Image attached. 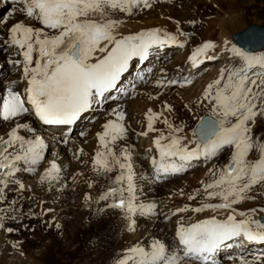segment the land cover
Segmentation results:
<instances>
[{
	"label": "snow or ice",
	"instance_id": "snow-or-ice-1",
	"mask_svg": "<svg viewBox=\"0 0 264 264\" xmlns=\"http://www.w3.org/2000/svg\"><path fill=\"white\" fill-rule=\"evenodd\" d=\"M11 4L22 6L14 7L0 18V29L7 32L3 42L15 47L22 57L11 63L22 66L26 86L22 91L9 86L0 94V121L13 125L5 135H0V185L14 182L23 189L25 185L19 180L13 181L12 177L22 170L35 171L33 166L43 158L44 141L38 135L26 139L19 134V129L33 131L28 124L18 122L21 118L32 114L45 125L73 123L106 93L118 87L133 57L144 60L153 45L166 41L177 43V39L161 28L127 35L119 30L123 21L113 18L115 12L132 14L134 8H150L151 0H11ZM14 13L23 14L27 22L11 21ZM214 47L212 41H204L195 48L189 56L193 66L197 57ZM230 51L240 58L241 66L221 69L218 78L203 90L204 100L208 101L216 118L201 117L193 129L197 141L191 148L189 144L194 141L175 135L183 129L174 127L165 118L163 123L169 132L167 136L160 132L153 138L159 159L150 161L154 176L159 180L184 171L191 166V161L201 156L208 160L229 150L227 162L222 167L209 169L211 179L201 181L205 197L218 198L220 202H203L191 209L196 213L206 209L224 210L226 218L218 219L213 215L188 225L178 222L175 235L181 247L177 251L170 252L161 241L154 240L150 251L139 245L129 247L126 249L129 255L118 260V264H125V260L129 264H189L191 261L207 264L211 254L233 238L264 241V220L255 218L257 209L237 212L233 207L254 199L248 195L253 186L264 187V140L252 135L256 118L264 116V55L255 56L235 46ZM168 83L177 81L173 79ZM165 107L170 109L169 105ZM113 114L116 120L106 121L102 131L96 134L100 147L92 157L93 171L103 175L119 170L112 181L115 186H109L99 200L111 198L107 206L121 209L131 221V228L133 215L150 214L155 205L138 201L132 152L127 146L118 151L114 147L127 135L125 125L120 122L124 112L114 110ZM161 115L147 109L146 131L140 135L159 131L154 124ZM164 140L168 142L162 143ZM253 151L257 153L256 158L250 157ZM49 163L50 167L40 179L53 183L60 179L61 168L55 160ZM3 192L4 188L0 187V194ZM187 198L194 200L195 194ZM185 211H188L187 205L176 209L180 213ZM258 211L264 213V208ZM243 264L248 262L243 261Z\"/></svg>",
	"mask_w": 264,
	"mask_h": 264
},
{
	"label": "rangeland",
	"instance_id": "rangeland-1",
	"mask_svg": "<svg viewBox=\"0 0 264 264\" xmlns=\"http://www.w3.org/2000/svg\"><path fill=\"white\" fill-rule=\"evenodd\" d=\"M194 2L196 4H189L188 0H151L152 6L150 8L143 9L142 6L138 8L140 11H149L156 6L168 5L172 7L173 12L176 14L179 13L181 6L186 4L188 6V15L191 13L189 15L190 17L182 20L180 19L181 15L175 16L178 19L177 21L187 26H185V30H188L186 32L189 34V38L201 34L202 39L198 38V40H206L209 31L217 30L213 35V39L218 37L219 34L217 33L219 31L216 29L217 26H212L208 32L204 31L205 26L206 23L210 22L212 19L225 16L222 15L223 10H227V15H229L228 23H226L225 35H222L224 40H226L227 37L231 42L229 44V49L235 46L236 49L242 51L244 50L237 46L231 39L232 34L241 31L250 24H260L264 26V0H232L230 7L224 6L222 11L216 10L217 8L211 5L208 0H195ZM21 6L20 4L12 5L11 1L6 2V4H1L0 18L7 16L14 7ZM10 20H25L27 22V18L19 13H14ZM188 22L189 24H186ZM6 39V30L0 29V40L4 41ZM202 43L203 41H200V44ZM13 49L14 47H9L6 44V47L2 50V56L9 58V53ZM230 53L232 52L226 51L217 56L210 54L213 55L214 58L205 61L204 65L198 70L199 72L197 71L195 75H192L194 77H192L193 80L191 82L185 80L187 70L186 68L183 69L178 80L181 82L184 80V83L187 84H183L181 88H178L176 85H169V79L167 80V77L162 72L168 67L160 70V72H156L160 67L159 65H162L164 62L157 65L154 61L146 77L141 80L140 84L136 85L134 88L129 87L127 94H123V99L106 104L98 111L97 115L106 114L109 116L107 110L110 105H117L118 110L124 112V119L120 122H122L127 129V135L121 140L123 143H129V149L133 148V146L140 148L138 142L141 137H144V135H140V133L145 130L138 128L134 120L130 119L131 121H128L129 110L127 107L130 100H135L139 98L142 92L148 91L149 96H146L148 99L156 101L168 98L177 103V106H174L177 118L171 116V124L174 127L189 130L193 139L197 141L196 137L193 135V129L196 123L203 115L208 114L212 116L209 103L204 100L203 97V90L207 86L208 79L202 80L201 78L211 70H207L209 69L207 66L210 64L215 66L218 62H221L220 60H222V62L224 61L221 65V69L241 66L242 61L237 56H235L236 59L230 62L225 61V56L230 55ZM250 54L255 56L264 55V47ZM171 55L172 54L169 53L165 57L169 58ZM11 56L12 58H10L8 64L12 66L14 64L11 63V61L22 59L17 51L11 54ZM166 61H170V59ZM15 66H17V68L22 67L21 65ZM11 73L13 72L10 71V66L4 68L0 66V80H4L3 78ZM218 76L219 73L215 76V79L218 78ZM197 79L202 85H197L199 84ZM195 81L197 83L193 90L196 92L191 97L193 98L195 96L199 98H197L195 110L189 112L182 105H184L183 102L185 100L188 101L190 98L188 95L184 96L180 95V93ZM7 86L9 87L12 85L8 84L3 86L6 88H1L0 93L1 91L5 92ZM193 90L191 93H193ZM212 117L216 118L215 116ZM92 123L93 121L84 120L78 125L74 135H76V137H81L85 131L89 130V125ZM11 126V122L0 121V135H4ZM165 130L169 129L165 128ZM179 134L183 137L186 136L183 132L177 133V135ZM252 135L254 138L264 140V116H258L256 118ZM74 142L75 141L71 144L74 145ZM49 144L48 148H43V158L38 164L33 166L35 171H27V174L23 171H19L12 177L13 181L19 180L25 185L23 189H20L19 184L14 182L8 183L7 186L0 185V187L4 188V192L0 194L3 197L0 199V217H3V219H0V237H3L2 239L0 238V250L1 248H6L8 245L10 247L13 245L15 246L11 248L10 252L3 253L0 251V255H6L7 260L13 258L11 264H19L18 261L20 260L17 258H22L27 255L42 260L43 264H118V260L124 259V257L128 255L126 249L131 246L139 245L144 247L146 251H150V246L154 240H159L165 244L164 237H162L163 233L166 229L171 233L175 230V226L169 223L173 222L175 215L177 216L179 213L176 212L178 208L174 207L177 206V204L179 208L185 205L188 206V211L183 212L186 214L189 213L191 206L194 204L199 203V206L203 202H220L218 198L208 200L205 197L201 181L207 182L211 179L212 173L209 172V169L222 167L223 164L227 162L229 150H223L216 157L206 160L205 164L200 165L199 162L196 165L191 164L190 167H186V169L180 173L171 174L170 176L156 180L155 191L152 193L147 190L141 192L139 186L142 182L140 178L143 175V173L139 171L147 167V162H149V151L146 150V152L142 154V161H139V159L137 161L139 152L142 150H139V152H132L130 149L132 152L131 160L133 163V170L136 174L134 183L137 189L136 195L138 194V201L141 203L147 202L154 204L155 207L152 213H150V215L148 214V217L152 221L148 220L145 226H141V224H138V214H135L131 218L134 223H132L131 228H129L131 221L126 218V214L121 209L107 206L111 203V198L107 201L99 200V196L105 192L109 186H115L112 185V181L119 170L115 169L113 172L103 175L97 174V172L93 171L91 157L93 156V152H91V150L87 152L86 156H83L82 151H79V153L78 151L76 153L73 152L72 148L69 150L65 149L67 151L66 154L61 152L62 150L58 149L56 144H52L50 141ZM63 145L66 146L67 142L63 143ZM82 145L85 146V144ZM123 145L127 146V144ZM119 149L121 148L119 147L117 151ZM59 150L61 155L59 154ZM256 156L257 153L255 151L250 153L251 158H256ZM53 160H55L57 165L61 168L60 179L53 183H49L47 180L41 181V175L44 174L46 168L50 167L49 162ZM200 160V158L197 159V161ZM77 170L79 176L76 174ZM197 175L200 176L197 177ZM75 176L77 177L75 178ZM29 181L31 182L30 184L26 183ZM88 183L91 184L93 189L89 187ZM27 184L30 186V189L27 187ZM198 189L200 190L199 192H197ZM190 194H195L194 200H189L187 198ZM248 195L254 197V199L244 200L233 207L239 209L244 208L248 211L255 208L257 209V213L264 216V213L258 211L260 208H264V187L260 185L253 186V189L248 192ZM41 204L45 207L47 206V210L41 209ZM51 214H53V216L50 218L49 215ZM159 214L161 220L162 218H167V220L163 222V226H160V228L151 229V222L157 221ZM9 228L12 229L11 232L7 230ZM1 243L4 244L1 245ZM177 246L176 239H174L173 244L168 246L167 250L170 252L177 251ZM263 248L264 247H260L262 250ZM246 249L247 248H242L239 250V255H237L238 253H233V257H231V254L226 255L210 264H243V261H247L248 264H264V253L258 252L257 255L248 256ZM23 252L26 254L24 255ZM234 256L240 257L235 258ZM20 264H30V262L29 260L23 259ZM125 264H129L128 260H125ZM189 264H200V262L191 261Z\"/></svg>",
	"mask_w": 264,
	"mask_h": 264
},
{
	"label": "bare ground",
	"instance_id": "bare-ground-1",
	"mask_svg": "<svg viewBox=\"0 0 264 264\" xmlns=\"http://www.w3.org/2000/svg\"><path fill=\"white\" fill-rule=\"evenodd\" d=\"M10 1L0 0V6H1V4H6V2H10ZM188 1H189V4H196L194 2L195 0L194 1L188 0ZM208 1L211 3V5H213L214 7L217 8L216 10H219V11H222V8L224 6L230 7V3L232 2V0H208ZM143 9H148V8H143ZM187 11H188V6L185 4V5L181 6L179 13H176V14L173 12L172 7H169L168 5H163V6H159V7L156 6V7H153L149 11L148 10H146V11L141 10L140 11L139 8L137 7V8L133 9L132 14L115 12L113 14V18H117V19H120L121 21H123V23L119 27V30L123 34L127 35L130 33H136V32H139L141 30H145V29H149V28H161L164 31L170 32L173 35H175L176 39H177V43H171V42L166 41L163 44L153 45L149 49L148 55L144 59V62H142V60H140L138 57H133L129 61L126 73L121 77L120 82L118 84V87L116 89L112 90L111 92L106 93L104 97L99 99L98 103L93 104L89 108V110L84 112L83 116L77 122L72 133L69 136H64L63 134H61V132L59 131V128H48V127L44 126L42 124V122H40L32 114H27L24 118H21L18 122L28 124L30 126V128L33 129V131L29 132L26 129H19L18 130L19 134L25 136L26 139H34L35 136H37V135L40 136L44 141V148H46V147L48 148V146L50 145L49 144V141H50L52 144H56L57 148L62 150L61 152H64L66 154H67L66 150L67 149L69 150L72 148V151L75 153L77 151H78V153H79V151H82L83 156H86L87 152H89L91 150V152H93L92 155L94 156L96 150L100 147L96 134L98 132L102 131V126L104 125V123L106 121H108L109 119H112V120L116 119V116L113 114L114 110L115 111H120V110H118L117 105H115V106L110 105V107L107 110L108 111L107 113L109 114V116H107L106 114L105 115L104 114L97 115L98 111L101 110L106 104H109V103L114 102V101H118L119 99L120 100L123 99L124 98L123 94L124 93L127 94L128 90H129V86L132 83H136V85L140 84L141 80H142L141 77H143V78L146 77V74L148 73L149 69L152 66L151 64L154 61L157 63V65L164 62L162 65H159L160 67L156 70V72H160V70L168 67V68H166L165 71L163 70L162 72L167 77V80L168 79L169 80L174 79L177 81L176 84H171V85H174V86L176 85L178 88H181V86L183 84H187V83H184V80H182L183 82L178 80L180 77L181 71L183 69L186 68V70H187L185 80L191 82L193 80L192 77H194L192 75H195V73L198 70H200V68L204 65L205 61L208 60L206 58L207 56H213L210 54H214V56H217V55L223 54V52H226V51L232 52L229 49V44L231 42L227 39V37H226V40H224V37L222 35L225 33L224 31L226 28V23H228L227 21H228L229 15H227L228 14L227 10H223L222 15H225V16H222V17L219 16V18L217 17L215 19H212L210 22L206 23L204 31L208 32L212 26H217L216 29H218V31H219L217 33L219 35L215 39H213V35H214V33L217 32V30L215 29L216 31H209V33H208L209 35H208L206 40H204V39L198 40V38L202 39L201 34H198L196 37L189 38V36H188L189 34L186 32L188 30H185L186 25L184 26L179 21H177L178 19L176 18L175 15H181L180 19H182V20H185V19H187V17H190L189 15L191 13L188 15ZM188 19H190V18H188ZM186 24H189V22ZM177 27H179V32L177 31ZM180 32L184 33V35L181 36L179 34ZM200 41H203V42L204 41H212L213 44L215 45V47L212 49H208L204 54L197 57V62L195 64V66H193V61L189 59V56H191L193 53V50L200 45ZM225 42H227V43H225ZM181 45H183V46H181ZM5 47H6V44L2 40H0V66H2V68L10 66V71L13 73H11L7 77L3 78L4 80H0V90H1V88H3V89L6 88L3 86L11 84L12 87H14L16 90L22 91L23 88L26 86L25 81L22 79V67L17 68V66H15V65L12 66V65L8 64L10 58H12L11 54H14V52H16L17 50H15V47H14V49L9 53V58H6V57L2 56V52H3L2 50ZM169 53L172 54L171 57L166 58L165 56H167ZM168 59H170V61H166ZM234 59H236V58H235V53H233V52L230 53V55L225 56V61H227V62H230ZM220 61L221 62H218L217 65H215V66L211 65V64L209 66H207V68H209L207 70H210V69L211 70L208 71V73L201 78L202 80L208 79L207 85L209 83H211L213 80H215V76L220 72V70L222 68L221 65L224 63V61L223 62H222V60H220ZM133 62H134V64H133ZM158 76H160V75H158ZM187 78H188V80H187ZM12 81H15L16 83L12 84ZM196 81L192 85H189V87H187L186 89H183V91H181V93H180V95H184V96L188 95V97L190 98L188 101L185 100L184 101L185 103L183 102L184 105H182L189 112H192L195 110L196 105H197V98H199V97H195V96L193 98L191 97L196 92L195 90H193L195 84L197 83ZM200 84H201V82L199 81V84H197V85H200ZM7 88H8V86H7ZM192 90H193V93H191ZM3 92L4 91H1L0 94H2ZM148 94H149L148 91H145V92L141 93L139 98H137L135 100H130V101L128 100L129 102H128L127 109L129 110L128 121L130 119L134 120V122L136 123L138 128H142L145 131H146V125H147V118L145 116V113H146L147 109L151 108L153 110V112L162 114L156 120V123L154 124V127L156 129H158L159 131L151 132L147 136H144L143 138L141 137L140 141L138 142L140 144L139 145L140 148H136V146L135 147L133 146V148H130L132 152L133 151L139 152V150L143 151V152L142 151L139 152V157H137V161H138V159H139V161H142V154L145 153L146 150L149 151V162H147V167L143 168L141 171H139V172L143 173V175L140 178V180H142V182L140 183L139 186H140L141 192L147 190L148 192L153 193L155 191V184L157 182L156 181L157 179L154 176V166L151 164L150 161L153 158L158 160L159 154H158L157 150L155 149V146L153 145L152 141H153V138L155 136H158L160 134V132H163L167 136L169 130H165V128H168V127L163 123V120L165 118H167L169 123H171V116L173 118H177L176 111L174 110V106L176 107L177 103L175 101H173L172 99H168V98H163V100L153 101V100L148 99L146 97V96H149ZM115 103H113V104H115ZM165 105H169L170 109L166 108ZM84 120L93 121V123L89 125L90 126L89 130L85 131L81 137H76V135H74L76 128ZM9 129H10V127L7 129V131ZM182 132L184 134H186V136H185L186 139H190V140L194 141L193 144H189V147L190 148L194 147L195 146V140L193 139L190 131L187 129H183ZM175 135H177V133ZM178 136H182V135L179 134ZM129 139H130V137H129ZM73 141H75L74 145L71 144ZM65 142H67L66 146L63 145V143H65ZM161 142L167 143L168 141L164 140ZM82 144H85V146H83ZM123 144H125V145L127 144V147H129V143H127V142L123 143L122 140H118L115 143L114 147L117 150L119 147L120 148L125 147ZM61 152L59 150V154ZM93 156H91V157H93ZM88 158H90V157H88ZM199 158L201 159L200 161H197V159H195V160L191 161L190 163L192 165H196L198 162L200 163V165L205 164L206 160L204 159V157L201 156ZM86 163H87V161H86ZM74 169H76V168H74ZM23 172L25 174H27V171H23ZM76 174L78 175V170H77ZM170 175H167V176H170ZM199 176L197 175V177H199ZM76 177L77 176H75V178ZM162 178H165V177H162ZM79 180H81V179H79ZM85 181H86V178H85ZM26 183L30 184L31 182L29 181ZM28 184H27V187H29V189H30V186H28ZM88 185H89V183H88ZM87 191H89V190H87ZM88 193H90V192H88ZM89 196H90V194H89ZM145 204H151V203L145 202ZM198 204L192 205L191 209L195 206H198ZM178 206L179 205L177 204V206H174V207L179 208ZM40 208L47 210V206L45 207L42 204L40 205ZM191 209H190L189 213H186V214L183 212L182 213L179 212L177 216L175 215V219L173 220V222H171L169 224H173L175 226V229H176L178 222L183 223L185 225H188L191 223H195L198 220H203V219L209 218L210 216H213V215L217 216L218 219H224V218H226V215H227V212L224 210L214 211V210L206 209L205 211L196 213V212L191 211ZM236 210H237V212H239V211L248 212V210H246L244 208H240V209L236 208ZM52 216H53V214L49 215L50 218ZM254 216H255V218H259V219L264 220V216L262 214H259L256 212V213H254ZM148 220H151L148 217V214H146V215H139L138 214V224L139 225L141 224V226H145L146 222ZM165 220H167V218H165V219L162 218V220H161L160 214H159V218L157 219V221L151 222V224H150V226H152L151 229L160 228V226H163V222ZM169 224H167V225H169ZM162 237H164V240H165L164 245H165L166 249L168 248V246H171L173 244L174 239H176V243L178 245L177 249H179L181 247L179 245L178 238L175 235V230L173 233H171L170 231H167V229H166V231L163 233ZM0 238L2 239L3 237H0ZM2 244H4V243H1V245ZM14 247H15L14 245L12 247H10L8 245L4 249L1 248L0 251L3 253L8 252V251L10 252L11 248H14ZM260 247H264V241H259V240L249 241L243 237L233 238L229 241H226L224 243V245H222L214 253H212L211 258L207 262V264H210L212 262H216L217 259H221V257H225L226 255H230V254L232 255L233 253H238L237 255H239V253H240L239 250H241L242 248H247L246 251L248 253V256L249 255H251V256L257 255L258 252L263 254L264 248L262 250V249H260ZM25 254L26 253H24V255ZM234 255H236V254H234ZM231 257H233V255ZM238 257H240V256H238ZM238 257H235V258H238ZM241 258H243V257H241ZM17 259L20 260V261H18L19 264L23 261V259L29 260L30 264H43L42 260L34 258L30 255L23 256L22 258L19 257ZM11 260L13 261V258L7 260L6 255H0V264H6L7 262H8L7 264H11V262H12ZM227 260H228V258H227Z\"/></svg>",
	"mask_w": 264,
	"mask_h": 264
},
{
	"label": "water",
	"instance_id": "water-1",
	"mask_svg": "<svg viewBox=\"0 0 264 264\" xmlns=\"http://www.w3.org/2000/svg\"><path fill=\"white\" fill-rule=\"evenodd\" d=\"M231 39L237 46L241 47L245 52H255L264 47V26L260 24H250L241 31L233 33ZM208 116L210 115L206 114L202 117ZM199 123L200 120L196 123L194 129Z\"/></svg>",
	"mask_w": 264,
	"mask_h": 264
}]
</instances>
